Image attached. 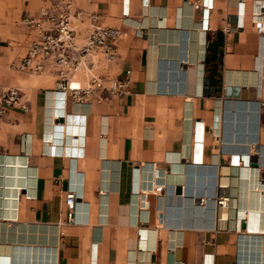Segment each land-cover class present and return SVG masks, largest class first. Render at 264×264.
<instances>
[{"label": "crops", "instance_id": "obj_1", "mask_svg": "<svg viewBox=\"0 0 264 264\" xmlns=\"http://www.w3.org/2000/svg\"><path fill=\"white\" fill-rule=\"evenodd\" d=\"M72 1L84 13L79 38L89 13L122 33L114 60L72 86L127 75V92L81 93L69 112L86 116L82 156L44 152L56 68L11 63L33 36L27 19L53 3L0 0V83L19 87L25 105L0 123V264H31L34 252L45 264H264V225L244 214L260 201L264 216V31L252 20L260 10L264 22V0Z\"/></svg>", "mask_w": 264, "mask_h": 264}, {"label": "built area", "instance_id": "obj_2", "mask_svg": "<svg viewBox=\"0 0 264 264\" xmlns=\"http://www.w3.org/2000/svg\"><path fill=\"white\" fill-rule=\"evenodd\" d=\"M53 6L39 10L35 18L27 19V25L34 31L29 40L24 55L12 67L18 70L31 68L40 72L46 64L56 68L58 79L55 90L69 93L72 99L80 102L82 94H88L93 89L106 90L122 96L127 92L128 76L121 78H103L92 75L87 86H72L70 82L80 70H87L98 63L111 62L115 58V47L121 38V30L116 27L105 26L97 21L95 14H86L88 25L82 37L76 22L81 20L84 13L73 6L72 0H51ZM253 24L259 32L264 31L263 14L260 10L253 15ZM25 108L22 102V91L19 87L0 83V123L4 120L10 108ZM58 118V117H56ZM157 187L155 192H160ZM78 196L70 188L65 192L64 202L68 211L67 220L74 222V206ZM218 204L222 205V198Z\"/></svg>", "mask_w": 264, "mask_h": 264}, {"label": "bare ground", "instance_id": "obj_3", "mask_svg": "<svg viewBox=\"0 0 264 264\" xmlns=\"http://www.w3.org/2000/svg\"><path fill=\"white\" fill-rule=\"evenodd\" d=\"M72 102L75 103L78 101H76L75 99H72L69 93H63L55 89L48 90L46 94V127H45L44 141H42L43 142L42 149L44 152L54 154V155H59V156H65L68 158H76V157L82 156L83 148H84V141H85L84 124L86 122V116L80 112H75V111L69 112V109L71 108L70 105ZM68 116H73V118L76 119V123L74 124L75 132H74L73 127H70V126L64 127V125H66V119ZM56 117L63 118V122L62 123L55 122ZM48 131H52L51 136L49 135L50 133H48ZM69 135H72L73 137L83 136V142H79L78 144L76 142H72L70 145H68L65 139L69 138ZM71 155L73 156L70 157ZM74 155H77V156H74ZM157 187L161 188L162 186L157 185L154 188H152V190L155 192ZM240 191L241 193L244 192V195H250L249 197H251L253 194V190H251V188H248V186H244V185L241 187ZM254 194L256 195L257 192H255ZM222 201H223V204L220 206L221 207L220 216L223 219H225L227 216V198L222 197ZM234 204L235 203L233 202L232 205L234 206ZM236 205L237 204H235V206ZM246 207L248 208L247 211L244 210V203H242L240 205V208L238 209V212L241 215L242 213H244L243 211H246L244 213L245 222H249L250 226H254V227L256 226L260 227L264 225L263 224L264 216L262 214H259L263 210L262 202L259 201L258 206L255 207L256 209L252 205L251 206L246 205ZM29 255H30L29 256L30 263L32 262L31 264H45L44 254H40L39 252L37 253L34 252V255L32 253ZM23 257L24 256H21L20 258H23ZM40 260L42 262H40Z\"/></svg>", "mask_w": 264, "mask_h": 264}, {"label": "water", "instance_id": "obj_4", "mask_svg": "<svg viewBox=\"0 0 264 264\" xmlns=\"http://www.w3.org/2000/svg\"><path fill=\"white\" fill-rule=\"evenodd\" d=\"M175 193H176V194H180V193H181V188L177 186V187L175 188Z\"/></svg>", "mask_w": 264, "mask_h": 264}]
</instances>
